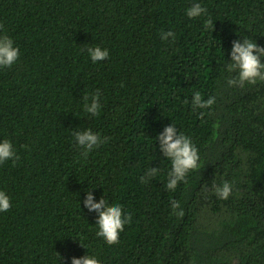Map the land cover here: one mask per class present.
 Returning a JSON list of instances; mask_svg holds the SVG:
<instances>
[{"label": "trees", "instance_id": "trees-1", "mask_svg": "<svg viewBox=\"0 0 264 264\" xmlns=\"http://www.w3.org/2000/svg\"><path fill=\"white\" fill-rule=\"evenodd\" d=\"M195 3L207 11L189 18ZM0 25L19 49L0 67V143L16 154L0 163V264H264V82L227 83L234 41L264 47V0H0ZM96 46L109 55L93 63ZM195 92L215 104L194 110ZM173 125L200 157L174 191L159 140ZM88 129L107 142L85 158ZM89 194L131 216L119 243L97 236Z\"/></svg>", "mask_w": 264, "mask_h": 264}, {"label": "clouds", "instance_id": "clouds-1", "mask_svg": "<svg viewBox=\"0 0 264 264\" xmlns=\"http://www.w3.org/2000/svg\"><path fill=\"white\" fill-rule=\"evenodd\" d=\"M206 8L199 3L193 4L187 9V16L189 18L199 17L206 13ZM212 21L209 19L205 21V28L211 27ZM3 26L0 25V28ZM171 37L175 39V33L162 32L161 38L167 40ZM88 53L93 63L104 60L108 57L107 49H101L99 46L89 47ZM264 47H259L253 40L244 38L243 42L234 41L231 60L228 64L227 71L236 72L237 76L228 79L229 86L244 87L245 83L255 85L257 81L264 82ZM19 59V49L13 46V40L8 36L0 37V67H11ZM98 95L91 96V103H85V111L93 116L98 115L101 105L98 102ZM88 97H85V101ZM188 101L185 100V103ZM216 102L215 96H209L204 99L200 92H195L192 100V107L196 108H210ZM204 113H200L203 117ZM77 147L83 149L81 155L87 158L89 152L101 144L107 142L102 140L98 133H94L91 129L87 131H77L74 135ZM161 150L167 159L171 160V170L168 173V182L166 188L174 191L179 182L184 181L190 170H195L199 167L198 149L192 143L191 139L182 132L177 134L176 126L167 127L164 133L159 137ZM15 152L12 144L8 140L0 143V163L13 158ZM18 159V157H16ZM158 168H151L145 176L141 177L142 183H146L148 178L155 176L158 173ZM213 191L222 200H226L232 194V185L225 181L222 185L213 184ZM89 210L99 212V219L97 221L98 231L97 236L103 238L107 244L113 245L119 243L120 233L124 230V226L131 222L130 215H124L123 208L119 204H109L103 196L99 203H93V197L88 195L85 201ZM10 199L4 191H0V212H6L10 209ZM173 211L178 216H183L182 211H176L180 208L179 202L173 200L171 202ZM72 264H100V261L94 255H86L82 259H73Z\"/></svg>", "mask_w": 264, "mask_h": 264}]
</instances>
